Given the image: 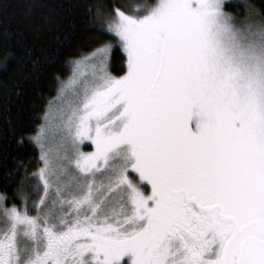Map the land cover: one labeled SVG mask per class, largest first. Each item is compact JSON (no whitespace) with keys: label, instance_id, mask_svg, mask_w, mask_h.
Returning a JSON list of instances; mask_svg holds the SVG:
<instances>
[{"label":"snow or ice","instance_id":"6c2138e0","mask_svg":"<svg viewBox=\"0 0 264 264\" xmlns=\"http://www.w3.org/2000/svg\"><path fill=\"white\" fill-rule=\"evenodd\" d=\"M123 8L88 6L96 46L27 137L39 166L0 192V264H264V0Z\"/></svg>","mask_w":264,"mask_h":264},{"label":"trees","instance_id":"16d2710c","mask_svg":"<svg viewBox=\"0 0 264 264\" xmlns=\"http://www.w3.org/2000/svg\"><path fill=\"white\" fill-rule=\"evenodd\" d=\"M154 1L119 0V3L132 14L136 6ZM93 2L0 0V57L11 54L6 65L0 62V192L11 196L15 185L10 174L17 169L18 161L24 162L27 173L38 167V149L27 137L41 124L40 117L57 92V76L65 79L71 72L70 60L79 57L81 50L87 53L96 46L88 40L92 27L88 6ZM103 2L112 4L116 0ZM247 2L260 4L261 0ZM32 3L37 6L29 12ZM103 40L115 45L110 72L114 76L123 74L125 56L115 38L105 35ZM21 137L23 143H19ZM20 172L23 175L24 168Z\"/></svg>","mask_w":264,"mask_h":264},{"label":"rangeland","instance_id":"374dc122","mask_svg":"<svg viewBox=\"0 0 264 264\" xmlns=\"http://www.w3.org/2000/svg\"><path fill=\"white\" fill-rule=\"evenodd\" d=\"M232 5H233L232 8L231 9L226 8V11H229V12H240L241 14H243L245 12V10H243L242 7H239L238 8L235 4H232ZM241 18H243V17H241ZM116 42H117V44L119 46L118 41H116ZM119 48H120V46H119ZM120 50H121V48H120ZM125 61H126V57H125ZM108 70L110 71V65H109V69ZM85 71H89V69H85ZM125 71H126V63H125ZM71 74H72V69H71L70 74L65 79H63V80H67L71 76ZM123 74H121V75H123ZM121 75H119V76H121ZM59 86H60V84H59ZM59 86H58V88H59ZM56 95H57V92H56V94L53 97H55ZM69 98H71L70 95H69ZM50 119H51L52 127H51V130L49 132V146L53 149V153H55V151H56V149H57V147H58V145L60 143V135H59V132H58L59 117H58V114H57V112L55 111L54 108L51 110V117H50ZM81 150L82 151H85V152L92 151L93 150V146L91 145V142L90 141H85L81 145ZM38 157H39V150H38Z\"/></svg>","mask_w":264,"mask_h":264}]
</instances>
